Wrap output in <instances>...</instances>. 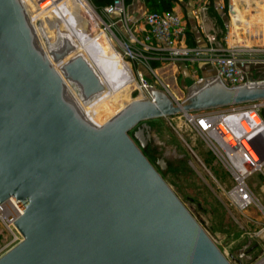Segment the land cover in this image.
<instances>
[{"label":"water","instance_id":"obj_1","mask_svg":"<svg viewBox=\"0 0 264 264\" xmlns=\"http://www.w3.org/2000/svg\"><path fill=\"white\" fill-rule=\"evenodd\" d=\"M24 1L40 9L0 0V205L22 211L21 241L0 264H231L165 182L166 160L149 161L148 122L264 101V81L228 88L216 76L180 101L147 87L150 99L97 126L44 54ZM61 71L85 101L104 91L82 55Z\"/></svg>","mask_w":264,"mask_h":264},{"label":"rangeland","instance_id":"obj_2","mask_svg":"<svg viewBox=\"0 0 264 264\" xmlns=\"http://www.w3.org/2000/svg\"><path fill=\"white\" fill-rule=\"evenodd\" d=\"M37 2H39L40 9L33 15H31L27 3L22 2L33 29L35 26L41 27V21L53 22L52 18L55 14L57 19L72 32L78 44L82 45L83 49L81 50L86 53L102 79L110 78L113 74V62L123 60L130 65L134 89L129 96L124 95L121 98V103L124 106L134 100L145 99L146 95L138 90L139 74H142L157 90H165L163 85H168L177 101L185 97L193 84L204 81L199 70L188 68L184 73L181 71L175 73V84L172 86L173 75L168 64L163 65L157 62L155 77L148 68L138 66L128 60L124 55L123 42L128 36V31H132L133 27L129 21L126 24L124 20H121L122 18L106 16L92 0H85V2L93 11L97 22L92 29L83 28V33L79 32V26L73 23L77 16L84 18L81 12H77L73 0H37ZM189 3L196 11L205 8L201 13H206L212 22L210 34H214L218 40H223L227 35L228 46L252 48L264 45L262 38L254 40L253 37L255 36L254 31L258 32V36H264V11L261 12V9L264 10V1H181L182 7ZM57 10L64 14H62L63 20L59 17ZM49 12L52 18H49L50 16L46 18ZM182 12L183 16H179L182 18L186 31L189 26L188 19L192 18V14L185 9ZM238 21L244 24L248 22V27L251 29H246L243 25L237 27V24H233ZM239 22L238 24H240ZM51 35L52 40L50 42L44 40V44L42 37L39 38L42 50L44 46H49V43L61 46L57 43V34L52 33ZM95 37L97 38L94 39ZM186 39L189 43L188 36ZM107 66H111L109 76H107L109 70H105ZM254 66L250 72L246 69L249 79L252 81L264 80V64ZM173 90L175 91L173 92ZM105 107L106 105H103L93 111H102ZM117 107L116 105L107 106L102 116L94 118L97 123L93 122L94 125L100 126L113 118L118 112ZM88 121L92 122L89 119ZM148 123L151 127L153 147L151 155H147L149 161L154 164L158 159L166 160L168 169L163 175L165 182L226 259L231 264H264V169L262 173H255L247 180L248 187L258 202L246 210L240 211L229 198L228 192L234 185L231 176L218 156L208 148L194 130L186 125L181 115L162 117ZM12 238L0 219V257L13 247L10 245Z\"/></svg>","mask_w":264,"mask_h":264},{"label":"built area","instance_id":"obj_3","mask_svg":"<svg viewBox=\"0 0 264 264\" xmlns=\"http://www.w3.org/2000/svg\"><path fill=\"white\" fill-rule=\"evenodd\" d=\"M222 8V7H221ZM108 17H119L126 24L124 0H113L102 9ZM145 30L141 36L129 30L124 44L125 57L138 66L149 69L156 77L151 62L160 64L203 63L212 66L214 77L228 88L239 84L259 82L248 77L245 66L264 64V45L247 47L228 46V36L218 40L214 34L206 38V45L191 47L185 43V26L174 12H148L144 16ZM116 24V23H115ZM264 81V80H261ZM138 90L151 98L147 87H153L139 74ZM163 89L171 96L168 85ZM75 90L81 94L76 86ZM264 101L245 103L220 109L180 114L186 125L194 130L208 148L220 159L231 176L233 187L229 198L240 211L258 202L248 187L247 180L264 169ZM6 213L10 216L7 217ZM22 214L18 204L9 199L0 205V219L12 235L10 245L15 246L21 236L13 223Z\"/></svg>","mask_w":264,"mask_h":264},{"label":"bare ground","instance_id":"obj_4","mask_svg":"<svg viewBox=\"0 0 264 264\" xmlns=\"http://www.w3.org/2000/svg\"><path fill=\"white\" fill-rule=\"evenodd\" d=\"M73 1L75 2L77 12L79 11V12H81V14L84 15L83 19H82V17H78V16H77L78 18L76 17L74 19L73 23L75 25L79 26L78 31L83 33V28H86V27L89 29H92L93 25L96 24L97 21H96L95 15H94L93 11L91 10V8L87 5L85 0H73ZM43 10H41V11H43ZM57 12L59 14V17H61L63 20L64 14L61 13V11H59V10H57ZM50 14H51L50 12L47 13L46 18L49 16H50L49 18H52ZM52 19H53V22H51V23H49V22L47 23L45 20L41 21V23H40L41 27L35 26L34 27L35 29H33V30H35L34 32H35L36 36L38 37L39 41H40L39 38L42 37L43 44L45 41L50 42V40H52V35L50 36V34H52V33L57 34V38H58L57 43L61 44V46L59 47V46H56L54 43H49V46H46V47L44 46L43 52L47 56V58L49 59V61L51 62L52 66L55 68V70L63 78L64 83H65V87L67 88V90L69 91L71 96L75 99L76 103H78L77 105H79V107L83 111L84 115L89 120L92 121L91 123L94 122L95 124H97L94 121V118L97 119V117L99 115L102 116V114H104V111L106 110L107 106L116 105V106H118L117 107L118 112L120 110H122L129 103H126L124 106V104L121 103V101H122L121 98H123L124 95L129 96V94L134 89V85L132 83L130 65L123 60H121V61L117 60L116 62H113L114 72L110 76V78L102 79L100 77V75L98 74L97 70L95 69V67L92 65V63H91L90 59L88 58V56L86 55V53H84L81 50V49H83L82 45L78 44L75 36L68 29V27H66L60 20H58L57 17L55 16V14L53 15ZM78 22H79V25H78ZM238 22H235V23L233 22V24H237L236 25L237 27H239L240 25H243L246 29H251L246 24H244L242 22H239L240 24H238ZM53 28H54V30H53ZM254 35L255 36L258 35V32L254 31ZM96 38L97 37H95L94 39H96ZM66 42H69L72 45V47H73L72 50L65 56L63 61L55 62L54 58H53V53L62 51L64 48V44ZM56 47H58V48L56 49ZM75 55H82L86 59V61L94 69V71L96 72V74L98 75V77L100 78L101 82L104 85V91L99 93L98 95L92 97L88 101H85L83 99L82 95L76 92V90H75L76 85H74L72 82L66 80L63 77V74L61 71L62 65L65 64V62H67V60H69L70 58H72ZM109 68H111V66H107V68H105V70H109ZM109 74H111V70H109V72H107V76H109ZM116 99H119V100H116ZM92 100H94V102H92ZM103 105H106L104 110L93 111L94 109L99 108ZM6 215H7V217L10 216L8 213H6Z\"/></svg>","mask_w":264,"mask_h":264},{"label":"crops","instance_id":"obj_5","mask_svg":"<svg viewBox=\"0 0 264 264\" xmlns=\"http://www.w3.org/2000/svg\"><path fill=\"white\" fill-rule=\"evenodd\" d=\"M264 1V0H261ZM125 4V1H124ZM126 6V14L129 18L130 25L133 27V32L138 34V36H141L145 30L144 27V16L149 12L146 4L143 0H131L129 4H125ZM99 8L103 9L105 6L99 5ZM192 8V9H191ZM185 9L188 13L192 14V18L190 17L188 19V28L185 32V43L188 46H204L206 45V38L210 33L212 32V22L208 16H206V13H201L202 10L205 8H201V11H196L193 6H191V3L188 5L185 4L182 7V4H176L172 10V12L183 16L182 10ZM264 11L261 9V12ZM201 14V15H200ZM247 26H249L248 22L245 23ZM186 36H188V42ZM255 39H261L264 43V36H253ZM164 65V64H163ZM253 63H249L245 66V70L247 69L249 72L254 69ZM169 69L171 70V74L173 75V80H171L172 86L175 84V73L178 71H181V73H184L187 71V69H197L200 71L201 76L203 79L212 78L215 75V70L212 66L203 64V63H181L178 62L176 64H168ZM175 90H173L174 92Z\"/></svg>","mask_w":264,"mask_h":264},{"label":"trees","instance_id":"obj_6","mask_svg":"<svg viewBox=\"0 0 264 264\" xmlns=\"http://www.w3.org/2000/svg\"><path fill=\"white\" fill-rule=\"evenodd\" d=\"M113 0H92L96 5H109ZM125 4H129L131 0H124ZM149 12H172L176 4L181 3L182 0H143ZM157 62H151V67L156 68ZM264 114V113H263Z\"/></svg>","mask_w":264,"mask_h":264},{"label":"flooded vegetation","instance_id":"obj_7","mask_svg":"<svg viewBox=\"0 0 264 264\" xmlns=\"http://www.w3.org/2000/svg\"><path fill=\"white\" fill-rule=\"evenodd\" d=\"M151 153H152V150L148 149L147 155H151Z\"/></svg>","mask_w":264,"mask_h":264}]
</instances>
